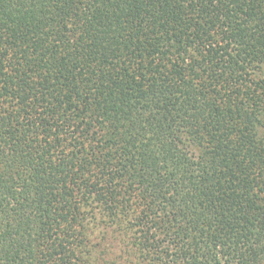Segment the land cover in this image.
<instances>
[{
    "label": "trees",
    "instance_id": "16d2710c",
    "mask_svg": "<svg viewBox=\"0 0 264 264\" xmlns=\"http://www.w3.org/2000/svg\"><path fill=\"white\" fill-rule=\"evenodd\" d=\"M0 264H264V0H0Z\"/></svg>",
    "mask_w": 264,
    "mask_h": 264
}]
</instances>
